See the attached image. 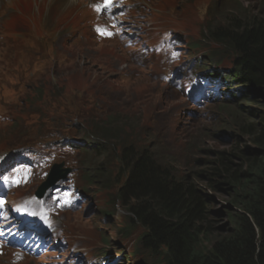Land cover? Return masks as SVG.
<instances>
[{"label": "trees", "instance_id": "trees-1", "mask_svg": "<svg viewBox=\"0 0 264 264\" xmlns=\"http://www.w3.org/2000/svg\"><path fill=\"white\" fill-rule=\"evenodd\" d=\"M246 8L240 6V12L227 15L210 31L211 41L230 46L238 74L251 87L244 96L246 104L226 108L234 111L228 141L244 145L199 160L198 168L193 166L180 178L151 149L137 155L128 145L121 155L131 172L119 196L129 205L134 223L145 227L143 244L163 264H264V18ZM243 104L248 109H242ZM109 120L112 129L101 131L108 142L97 146L101 157L96 180L109 179L111 158L102 157L116 152L120 136L127 144L124 133L133 129V120L123 116ZM160 160L166 163L165 156ZM211 188L228 192L230 201L222 210L225 222L211 207L215 202Z\"/></svg>", "mask_w": 264, "mask_h": 264}, {"label": "rangeland", "instance_id": "rangeland-1", "mask_svg": "<svg viewBox=\"0 0 264 264\" xmlns=\"http://www.w3.org/2000/svg\"><path fill=\"white\" fill-rule=\"evenodd\" d=\"M178 4H181L180 7H184L185 4L187 3L188 0H176ZM241 4L240 6L242 7H247L246 10L247 12L249 11V13L255 14L260 16L261 18H264V0H239ZM46 2V0L43 1L42 4H44ZM29 5V4H37L36 0H13V5L14 7H19L18 5ZM1 5V3H0ZM194 10V8H189L188 11ZM241 9L239 8H234L232 11H227L224 12V5L222 4V14L224 17H226L227 15L231 14V13H237L240 12ZM224 12V13H223ZM221 14V15H222ZM220 15V16H221ZM195 18L198 21H202L204 18V14H202V16L200 14H196ZM64 20L61 19V22H63ZM58 22V23H57ZM56 22V27L59 25V21ZM224 23V19L219 17L218 20L216 21L215 24H212L213 27L212 28H217L218 26H221V24ZM68 24H70V26H62L61 27V31H64L65 29H70V28H74V22L70 21ZM210 28L208 30L209 35L207 36V31H204L201 35L199 34L200 31H198L199 36L200 37V41L201 44L205 47H210L211 46V37L208 39L210 35V31L213 32V29ZM32 31H37V32H43L42 30V25L39 22L38 19H32L31 21H27V16L24 15V17H19L17 16V14H8L4 17V19L0 22V35L3 37V42H0V75L2 74H10L13 70L18 73V78H19V84H22V78L23 80H27L29 78L30 73L35 72V77L32 79H28V82L31 83L32 85L35 82V78H39V79H44L45 81H52L53 73H58L55 72V67L52 68L53 72H48L42 65V63L39 61L37 55L38 54V45L39 43L35 44V41H31L28 40L27 38H24L25 35L29 32ZM20 41L21 43L24 42L25 44H27L29 47H31V50L33 55H29V56H25L23 52L19 51L17 48H13L10 51V48L8 47L7 49H3L1 48L2 46H10L11 42H17ZM89 42L91 43V41L89 40ZM188 45H196L198 47V41H192L190 39H187ZM35 44V45H34ZM220 46L222 47V51L228 55H232L231 54V50H230V46L229 45H225L220 43ZM42 47H44V45H42ZM65 48V46H64ZM69 48V47H67ZM90 48L92 51L94 52H116L115 55H109V64H112L115 62V58L118 60H124V59H120L117 57L118 54L122 53L123 48H121L120 44L117 42H114V44H108V45H99L96 43H91L90 44ZM198 49V48H197ZM197 49H193L188 47V54H192L194 53ZM122 50V51H121ZM28 51V52H30ZM226 51V52H225ZM129 52V51H128ZM190 56V55H188ZM48 57V56H47ZM125 60L130 62L131 59H129L130 56H125ZM221 58V57H220ZM65 60V57L63 58H59L57 61L58 62H62ZM86 63V65H84ZM49 65H52V62L49 63ZM84 66V67H83ZM90 67V65H88L87 62H81L78 66H75V70L77 71V73L79 74V76H77L76 81L79 83L84 82V81H92V75L93 76H98L99 72L95 71V70H91L88 67ZM194 68L196 70V66L194 63ZM30 70V71H29ZM65 71L63 72V74L59 73L57 75H55V78H61L66 76L67 79H72L74 76V73L72 70H70L69 68L64 69ZM193 71V70H192ZM144 80H140L137 83L131 84L128 87H124L121 89V91H123L125 93H127L128 97L126 98V101H128V103H117L115 105V102L110 100L108 101L107 99L101 98L98 99L97 98L99 96L102 95L101 91H98L99 93L96 95L97 93V89L93 88V87H87V86H83L82 84L80 85H76L73 87V89L78 90L79 92H86L92 99V96H95L94 99L96 101V103L98 104V101L100 100H107L108 104L110 105V109L111 111L109 113H113L116 116H123L125 117L127 120H133V129H127V132L124 133V137L125 139L128 141L129 140V136L131 137V139H133L136 135H140L141 137H144L146 140L148 139L149 141L152 140L153 137L156 136H162L163 137H167V134H163L162 132H160V134L158 133V135H156L155 130H151L150 132H145L142 129V126L146 123V121L148 120V117L150 114H148L151 111V105L147 104V103H142V101L146 100V97L144 96V89H145V82L138 84L140 82H142ZM11 82H6V90H15L17 92H15V97L14 99H12L13 101L17 102L19 99H23L24 95L26 94L22 87H10L9 84ZM46 83V82H45ZM147 83V82H146ZM32 85L30 86L29 90L32 88ZM137 85V86H136ZM101 86V83H100ZM35 88H37L38 86H33ZM1 89V87H0ZM28 90V92H29ZM33 92V91H32ZM31 92V93H32ZM12 95L11 91H4L1 93L0 97H10ZM126 95V94H125ZM126 95V96H127ZM150 102H153L149 99ZM77 104V101L75 102ZM166 103V104H165ZM161 108L165 109V111L160 112L159 114H168V116L170 117V115H174V114H169L170 112H173L176 110V105L175 103H173L171 105L170 101H166ZM136 105V106H134ZM93 106V104H92ZM242 109H248L247 105L243 104L241 105ZM228 108V107H227ZM150 109V110H149ZM98 112L100 114H108L107 111L105 112H101L100 110H98ZM138 114V115H137ZM143 115V116H142ZM105 116V115H103ZM187 117H190V115H188ZM107 119V118H106ZM136 119V120H134ZM105 121H110V120H105ZM103 121V122H105ZM232 118L231 116H227L225 117V119H223V124L221 121H218L214 124H212L211 122V116L210 117H205L203 115L202 118H199L197 121H195L194 123H192V126L188 127L187 130H191L189 133V140L194 138L193 141L189 144H179V141L177 142L176 139H174V137L170 136L169 139L171 141L172 144H176L178 147L176 149H172V148H168L169 152L170 150L174 151L175 154L177 155V157L179 158L180 156V161L181 159H185V161H189L192 162L194 159H199L200 161L203 160H209L211 158H214L215 155L218 152H228L230 149L232 148H236V147H240L243 146L242 145H235L234 141H228L231 139V137H229V133H231L233 131V129L230 127V125L232 124ZM222 125H221V124ZM105 124H111V122H105ZM150 125V121L148 122V124L146 126ZM221 125V126H220ZM109 125H107L106 127H108ZM224 126V128L229 129L230 131L227 133V130L223 129L222 127ZM180 127H182V123L180 125ZM223 133H225V135H223ZM229 136H227V135ZM159 138V141H160ZM179 140H182L181 136H179ZM153 142H156L155 140H153ZM189 145V146H188ZM252 145V144H250ZM244 147H242L241 149H243ZM239 150V149H237ZM82 153V152H79ZM169 155H174L173 152H171ZM75 155L74 154H68V152L62 154L59 158L63 159V158H74ZM83 160L80 163L81 165H85L84 161L87 159L86 155H83ZM113 157V155L111 156H103L102 159H105L107 161V159ZM89 159H91V157H89ZM100 159L97 160L96 164L99 162ZM178 161V162H180ZM199 161V162H200ZM74 162H77V160H74ZM89 162V161H88ZM87 162V163H88ZM182 162V161H181ZM180 162V163H181ZM198 161H193L192 165L196 168H198ZM239 161H235L236 165H239L238 163ZM183 163V162H182ZM182 165L183 170L185 168L186 165ZM187 169V168H186ZM191 169V168H188ZM187 169V170H188ZM200 169H204V168H200ZM228 192H224V191H219L216 192V190H213L211 188V197H214L215 202L213 203V205L211 206L215 211L218 212V217L220 221H227L226 218V214L224 213V211H222L224 208L225 203H227V201H230L228 199L227 196ZM106 199V195L102 194L100 197H98L96 199V201H92L90 202L89 200L86 203H82L80 204L78 210L81 212L83 210H85L82 214L83 218H86L88 216H90V214H94L97 215L99 214L100 211V207L97 206L96 203H100L101 201ZM83 207H87L86 209ZM129 208V205L127 204V206L125 205L124 208L120 207L119 205L115 206V210L116 213H113V215L110 217V219L108 220L109 224H111V227L113 228L114 232L117 235H126L124 233L120 234L119 231L121 230V224H122V220H121V216L124 217L126 215V211ZM129 231L130 234L128 235V237L122 238L125 240V243L129 245V247H122V243H118V247H121L123 250H125L128 254V249L134 250L137 248V246H133V242L134 239L137 235H141L144 231L141 229L140 226H136L131 228ZM121 237V236H120ZM119 237V238H120ZM130 255V254H129ZM145 260L143 261V264H160V260H156L154 259L155 257H152L150 254L145 253L142 255V259ZM141 259V260H142Z\"/></svg>", "mask_w": 264, "mask_h": 264}, {"label": "bare ground", "instance_id": "bare-ground-1", "mask_svg": "<svg viewBox=\"0 0 264 264\" xmlns=\"http://www.w3.org/2000/svg\"><path fill=\"white\" fill-rule=\"evenodd\" d=\"M10 2H11V0H3L2 2H0L1 3L0 11H2V9L5 7V5H7ZM191 6L196 7L197 5L192 3ZM171 16L172 15H170L168 17H171ZM91 18H92L93 22L90 23V26H91V31L90 32H91V34L93 36H96V35L99 34V32L101 31V28H102L99 25L100 26L99 27L100 31L98 33H95V29L98 28L97 22L99 21L101 23L102 20L100 21L98 16H94V17H91ZM126 19H127V21L130 20L129 18H126ZM205 20H206V14H204V18H203L202 21H198L196 19L195 22L194 21H190L189 18H187V17L182 15L181 16V21L179 22L178 28L175 29V30H172V31L166 30V34L165 35L170 37V39H169L170 42H172V43L174 42L175 43V42H177L179 36H181L182 34H184L186 32H189L193 28V26L195 24L197 26V31H201L200 30V29H202L201 26L204 25ZM80 24H81V26H83L82 20H81ZM212 24H211V28L213 27ZM64 26H68L69 27L70 24L65 23ZM125 30H127L126 32H128V35H129V33L131 32V29L129 28V29H125ZM82 32H83L82 29H78L76 31H73L72 34L67 37V39L62 40V43L65 45L66 42L69 40L70 41L69 43L71 44L69 46L70 49L78 47L79 44H78V42L75 39H78L81 36ZM73 33H75V35H74L75 39L72 36ZM137 33H138L137 30H135V34L136 35H137ZM207 33L209 34L208 31H207ZM136 35H135V37H136ZM134 40H135V38H134ZM135 43H138L139 45L143 44V43L145 44L143 46V48H141V50H139V54L134 52L133 50L129 51L128 48H125V49H123V51L121 50L122 53L117 55V57L120 58V59L126 58L125 56H130L129 59H131L130 60L131 62H128L129 60L128 61H126V60L121 61L120 60V62H119V65H120L119 66V72H121L120 74L122 75V77L124 79V80L122 79L123 82L121 84H119V85H114V84H111V83H107L108 80L105 81V82H101V86H100L101 89L99 91H101L102 93L107 92V91H112L114 93L120 92V94H124L125 95V93L123 91H121L122 88L128 87L131 84L137 83L140 80H144V81H142V82H140L138 84H141V83H144V82L146 83L147 81H150V79L153 80V77H154V71L153 70H155L157 66H160V62L163 60V58L161 56H156L154 58H146L145 54H146V51L149 49V43L148 42H143L140 39H136ZM90 44L91 43L88 42L87 46H89ZM96 44L102 45V43H100V42H96ZM225 45H228V44L225 43L224 46ZM188 47L189 48L193 47V49H197L198 48L196 45H188L187 39H185V40H180L179 41L178 45H176V51L178 50L183 58H189L193 53L192 54H188V52H189ZM165 51H166V48H165ZM116 52H110L109 54L115 55ZM173 53H176V52H173ZM221 53H223V56H224V63L222 65V74H223V78H224L225 82H223V86L222 87L218 86V88H220V89H211V88H213V87H211V84H206L205 86H201V89L204 92L211 91V90H214L215 92H217V90L218 91L220 90L221 91V93H219V94H221L220 97L228 96L230 98L231 102H232V100L235 99V101H234L235 105L230 104L231 102L230 103H227V102L218 103L216 108L218 110H220V112H219V114H221L220 115V119H221V121H223V119H225V117H227V116H229L231 114V111L226 110V108L227 107L228 108L229 107H235L237 104L243 103V99L240 96H245L247 91H248L247 88L250 89L251 87H249V85L238 74V70H237V68L235 66V63H234L235 59H234L233 55H228V54H226L227 52L224 53L223 51H221ZM105 54H108V52H106ZM188 55H190V56H188ZM144 57L146 58L145 60H144ZM89 58H90V55L89 56L88 55L87 56L86 55H81L80 60H83V59L85 60V59H89ZM214 58L215 57H213V58L211 57V59H214ZM100 63H106V62L101 61ZM179 63H180V65H182V62H179ZM84 65H86V63ZM86 67H88V66H86ZM212 67L213 66L211 64V66H209L208 69L206 68V71L208 73H210V74H211V68ZM192 72H195V70L192 71ZM181 74H182V76H184L185 73L182 72ZM236 74H238V75H236ZM146 86H147V84H146ZM230 91H233V92H230ZM151 92H152V96H150L148 99H150L151 101H153V100L155 101L154 91H151ZM233 93L236 94V95L234 96ZM219 94H216L215 96L217 97V96H219ZM210 97H211V94H210ZM126 98L127 97L125 95L124 99H120V101H117V102L118 103H128V101H126ZM105 99H107L108 101L112 100V101L115 102V98L114 97H112V99H111V97L105 95ZM164 99L166 101H170L171 102L173 100L172 92L171 91L164 92V93H160L159 92V100H158L157 104L161 103L162 100H164ZM107 100L98 101V105L101 107L100 109H102V112L107 111L109 113L111 111V109H110V105L108 104ZM237 106H239V105H237ZM159 108L162 109L161 106ZM209 109L210 108L204 110V112L209 110ZM162 111H164V110L158 111V114L160 112H162ZM96 114H100V113L97 111ZM164 114H165V112H164ZM210 114H211V111H210ZM166 115L168 116V114H166ZM149 117H150V115H149ZM215 118H218V117H215ZM134 120H136V119H134ZM222 128L227 130V133L230 131L229 129L224 128V126ZM159 134H160V132H159ZM163 134H167V131L163 132ZM223 135H225V133H223ZM159 138H160V136L153 137L151 141L153 142V140H155L156 142H154V144H157L159 142ZM177 147L178 146L176 144H172V143L168 144V148L176 149ZM66 152H63V153H66ZM171 152H173L174 155H169V158H175L177 161H180L179 158H180L181 155L178 158L174 151L170 150V153ZM83 154H85V153H83ZM158 155H160V154H158ZM163 156L164 155H161L160 157H163ZM197 160H199V159H197ZM25 161H26V159H25ZM181 161L180 162L183 165H185V163H186L185 159H181ZM72 165H75L74 161H73ZM42 167H43L42 169L46 168L45 165L42 166ZM185 172H186V170L184 172H182V173L185 174ZM79 206H80V204L78 205V208H79ZM83 208L86 209L87 207H83ZM144 252L145 251H143L142 254H144ZM1 260H3V255L2 254H0V261ZM121 261H123V259Z\"/></svg>", "mask_w": 264, "mask_h": 264}, {"label": "clouds", "instance_id": "clouds-1", "mask_svg": "<svg viewBox=\"0 0 264 264\" xmlns=\"http://www.w3.org/2000/svg\"><path fill=\"white\" fill-rule=\"evenodd\" d=\"M219 17H221V18H223V19H225V17L223 16V14L220 16H218V18ZM217 43V42H216ZM242 99H243V102L246 104V102L244 101V97H242ZM223 103V102H227V101H223V100H220V99H218V100H216V105H214V107H215V109H214V113H216V114H213V116L211 117V122H212V124H214V123H216V122H218V121H221V119H220V115L221 114H219V112H220V110H218L216 107H217V105H218V103ZM227 103H230V102H227ZM230 104H233V105H235L234 103H230ZM250 107H252L251 105H249ZM222 109V108H221ZM231 113L232 114H234V111H231ZM215 117H218V118H215ZM222 122V124H223V121H221Z\"/></svg>", "mask_w": 264, "mask_h": 264}]
</instances>
